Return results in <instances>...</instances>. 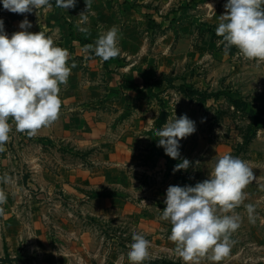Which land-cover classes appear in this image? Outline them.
<instances>
[{
  "label": "rangeland",
  "instance_id": "374dc122",
  "mask_svg": "<svg viewBox=\"0 0 264 264\" xmlns=\"http://www.w3.org/2000/svg\"><path fill=\"white\" fill-rule=\"evenodd\" d=\"M77 2L81 6L76 15L71 10L65 23L83 41V48L93 45L89 58L95 56V41L102 33L113 26L119 29L120 55L101 60L102 70L116 75L108 95L111 112L117 116L114 127L120 132L128 129L123 135H147V152L153 147L147 164H141L137 156L129 160L130 166L114 167L127 173L114 171L115 180L123 177L124 183L137 184L146 194L141 200L154 203L141 208L145 221L138 222L130 215V221L111 223L106 227L109 232H102L113 250V264H129L128 245L133 234L151 242L143 264H183L174 253L175 244L168 239L170 222L160 219L166 191L169 186H179L181 179L187 186L209 179L216 160L225 154L246 161L254 180L243 190V203L234 209L240 216V227L230 237L234 242L230 253L219 264H264V126H255L249 117L253 111L264 120V61L247 60L235 47L225 54L215 30L227 0H91L88 13V0ZM82 13L87 14V24L79 22ZM78 25L88 27L89 32H79ZM166 79H171L172 85ZM135 86L138 92H128ZM180 86L201 93H224L244 101L247 111L235 109L225 97L199 104L187 99L178 90ZM162 111L167 113L166 122L186 115L196 127L194 134L180 140V157L165 164L161 160L165 151L155 136V122ZM184 159L190 167L173 173ZM247 204L255 206L254 223L249 221ZM200 264L213 262L202 257Z\"/></svg>",
  "mask_w": 264,
  "mask_h": 264
},
{
  "label": "crops",
  "instance_id": "0c3cea01",
  "mask_svg": "<svg viewBox=\"0 0 264 264\" xmlns=\"http://www.w3.org/2000/svg\"><path fill=\"white\" fill-rule=\"evenodd\" d=\"M79 6L76 0L75 7L64 10L53 0L51 10L37 15V10L10 13L0 4L9 37L21 31L26 17L32 24L28 31L45 32L55 46L69 51V66L76 65L67 84L60 85L61 109L50 126L29 135L17 132L9 118L12 131L0 152V176H11L13 183H0L8 194L0 216V264H113L106 227L130 221V215L145 221L141 208L154 203L141 200L146 194L137 184L114 179V167L130 166L132 157L147 164L153 147L147 152V135H123L128 129L114 127L117 116L108 95L116 75L102 70L99 57L89 58L83 41L65 23L67 13L76 15ZM138 91L135 86L128 92Z\"/></svg>",
  "mask_w": 264,
  "mask_h": 264
},
{
  "label": "clouds",
  "instance_id": "9594fccd",
  "mask_svg": "<svg viewBox=\"0 0 264 264\" xmlns=\"http://www.w3.org/2000/svg\"><path fill=\"white\" fill-rule=\"evenodd\" d=\"M91 0H88V5ZM55 7L71 9L76 0H54ZM3 9L15 14H31L53 8V0H0ZM211 6V5H210ZM225 14L219 16L215 30L225 54L232 47L247 60L264 61V0H227ZM80 24H87V14L80 15ZM32 24L25 17L19 24L21 31L10 37L0 19V152L10 140L12 128L35 135L43 127L55 122L60 113V85L67 84L75 63L70 66V53L55 46L53 39L40 31H28ZM87 34L88 27L77 26ZM119 29L113 26L95 41L94 54L102 61L120 55ZM93 49L87 45L85 51ZM203 122V121H202ZM196 131L195 122L186 115L168 120L156 131L158 146L173 160L180 157V140ZM190 162L184 159L173 173L187 170ZM254 180L253 170L238 157L225 154L216 160L210 178L195 186H169L160 217L170 222L168 239L175 244L174 253L183 264H200L207 257L213 264L226 257L232 244L231 235L240 227V216L234 212L245 199L244 189ZM0 183L11 184L13 179L5 174ZM8 194L0 189V216L4 215ZM146 205V204H145ZM249 221L255 222V206L245 205ZM228 213H232L228 215ZM128 245L129 264H143L149 256L151 242L141 234H133Z\"/></svg>",
  "mask_w": 264,
  "mask_h": 264
},
{
  "label": "trees",
  "instance_id": "16d2710c",
  "mask_svg": "<svg viewBox=\"0 0 264 264\" xmlns=\"http://www.w3.org/2000/svg\"><path fill=\"white\" fill-rule=\"evenodd\" d=\"M165 81L168 85H172V83H173V81L171 79H166ZM157 85L160 86L161 83H158ZM178 90L181 91V93L187 99H189L191 101H196L199 104H205L210 99H219L220 97H225L231 103V105H233V107H235V109H237V110H241L242 112H246L247 108H248L247 104L244 101L229 98L224 93H221V92L211 93V94L210 93H201V92H198V91H196L192 88L186 87V86H180L178 88ZM148 93L151 94L150 91H148ZM166 115H167V113L165 111H162L160 113L158 120L155 122V127L157 130H159L165 124ZM249 117L252 119L253 124L255 126H258V125L264 126V120L261 119L260 116H255L253 111H249ZM163 157L168 162H172V160H173L165 154L163 155ZM179 186L184 187V186H187V184L184 180L181 179ZM190 186H193V185H190ZM154 264H158V263H154Z\"/></svg>",
  "mask_w": 264,
  "mask_h": 264
}]
</instances>
